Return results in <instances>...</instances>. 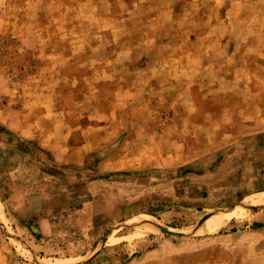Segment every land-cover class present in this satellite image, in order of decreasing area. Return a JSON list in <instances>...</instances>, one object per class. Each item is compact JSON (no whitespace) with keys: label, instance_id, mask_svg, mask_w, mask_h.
<instances>
[{"label":"rangeland","instance_id":"obj_1","mask_svg":"<svg viewBox=\"0 0 264 264\" xmlns=\"http://www.w3.org/2000/svg\"><path fill=\"white\" fill-rule=\"evenodd\" d=\"M239 80L258 97H225ZM262 94L264 0H0V118L33 135L0 130V264H264V203L246 204L264 181L231 192L248 147L264 158V133L242 138L257 141L244 155L196 138L176 166L169 144L172 122L200 124V107H264ZM60 142L73 163L56 161ZM93 181L114 219L75 214ZM234 209L219 231L193 234ZM145 216L160 231L137 230Z\"/></svg>","mask_w":264,"mask_h":264},{"label":"crops","instance_id":"obj_2","mask_svg":"<svg viewBox=\"0 0 264 264\" xmlns=\"http://www.w3.org/2000/svg\"><path fill=\"white\" fill-rule=\"evenodd\" d=\"M240 82L241 80L237 81L236 86H234L235 88L234 93L231 89L229 90V88L233 87L232 85L228 83L227 86H224L223 88L224 90H221L224 92V96L228 97V99L233 98L232 96H234V98L235 97L243 98L245 97V92L247 90L248 92H250L249 94L250 98L258 97V94L251 93V90H250L251 81L250 80L245 85H243L244 81L242 82V84ZM187 91L188 92L185 93L184 96L186 98H189L191 93L189 92L188 89ZM261 97H264V94H262ZM240 102H238L237 105L234 107L229 106V105H224L223 107H220L217 116L214 111L205 109V108L203 109L200 107L199 109H201L202 114L204 115L202 122L200 124H195L191 120L192 118L189 117V115L187 117V122H182V121H177V120L172 122V128L174 129V131H176V134H172L170 138V142H169L170 162H171L170 166H176V164L178 163V160L180 158V149H179L180 145L182 147L188 148L190 144L194 145L193 140H196V138H202V137L209 138L208 141H205L203 143L202 150L206 149L208 146L214 147L216 145L215 143L216 139L219 138L220 139L219 141L223 142L222 144H224L225 146H229L234 149L236 147L240 148V150L236 149L239 152H235V153L244 155L243 153L244 151L242 150L243 149L242 147L243 146L245 147L246 143H250L254 145L255 143H257V141H253V140L245 141L242 138L244 136L249 137V136H254V135L264 133V107L261 105L255 106L252 100L246 101L245 104L240 103ZM197 109L189 108L188 114H190V112L191 114L193 112H197L199 110ZM19 114L20 113H17L15 116L17 120L19 118ZM16 124L17 123L14 120L10 122L9 121L4 122V120L0 118V127L3 128L5 131L8 132L9 130L8 128H13V129L15 128L16 130L20 131L18 134L14 133L16 134V136H18V138L24 141L30 140V138H32L31 136H33L30 133L31 129H28V126H23V125L18 126ZM185 126L187 129V133L184 132V133L179 134L177 131L178 130L181 131L182 129H185L184 128ZM30 128H34V127L32 126ZM215 130L217 131L212 133V131H215ZM112 131L113 129H111L110 132H108V135L111 134ZM54 133L56 135L58 132L55 131ZM60 133L62 134L61 135L57 134V137H59V135L62 136L64 134L63 130L60 131ZM64 135H66L64 138V141H65L64 143H66L69 134L66 133ZM160 135L163 136L162 134ZM158 136L156 137L155 140L158 142H161L163 137L161 136L158 137ZM98 140H100V138L98 137H94L90 140L88 138L83 139L80 142V147L77 148V151H76L77 154L87 153L85 147L92 145L93 142H96ZM41 141L44 142L43 139ZM60 143L61 145L60 144L58 145L61 148L57 146L58 148L57 151H59V153L58 155H56V161L59 162L60 164L73 163V160L71 159L72 153L69 154V149L62 148V142ZM41 146H44V144L42 143ZM54 148L56 147L54 146ZM247 151H248V158L242 159V164L244 165V167L243 166H242L243 168L239 167L238 169L235 170L234 174L231 175L233 179L234 178L237 179L236 180L237 184L235 183L234 186H232V190H231L232 193H235V192L238 193L243 188L251 189V187H255L259 183L261 184L262 180L264 181V158L261 159L260 152L257 153L256 147L255 148L248 147ZM188 153H189V150H188ZM78 158L81 159V155H78ZM161 158H162V155H159V156H155L153 160L154 162H156L157 164L163 167L164 165H163V161ZM106 161L111 163L110 162L111 159L109 158L107 160H104L103 162H100V164H98V167H97L98 171L103 172L104 170H107V168H104ZM172 162H174V165L172 164ZM112 163H114L113 160H112ZM123 163L125 164V161H123ZM237 163H240V162L237 161ZM247 163L249 164L248 168L245 167ZM99 187L100 185L96 181H93L87 185L86 187L87 191L92 193L93 198L82 210H80L79 212H76L75 214H77L79 217H83V215L86 217H89V216L92 217L93 215L98 217L99 213L97 212L93 213V209L101 208L103 210L104 208H107L110 211V212H107L108 217L114 219L115 217L114 204L109 199H104V200L99 199L98 197ZM101 202H103V204ZM61 206L62 204L58 206L56 205V202L54 201L48 202V208L50 210H53L56 208L59 209Z\"/></svg>","mask_w":264,"mask_h":264},{"label":"bare ground","instance_id":"obj_3","mask_svg":"<svg viewBox=\"0 0 264 264\" xmlns=\"http://www.w3.org/2000/svg\"><path fill=\"white\" fill-rule=\"evenodd\" d=\"M258 200L255 202L251 201V202H248L246 204H247V206L249 205L250 207L255 206L257 203L262 204V203H264V196L263 195L260 196V198ZM243 205H245V204H243ZM238 210L241 211V209H238ZM236 214H237V211L235 209L233 211H229V212L226 211V212H224V214L213 219L206 226L201 227V228H197L194 231L192 229L193 234L197 235V236H201V235H208V234L215 233V232L219 231L222 227H224L230 221V219H232L233 217L236 216ZM133 224L135 225L137 230L142 231V233H144V234H154V233L158 232L157 231V230H159L158 228L161 227L159 222L156 219H154L153 217H149V216H145V218L135 220ZM72 261L73 260H71V261L66 260V261H63L59 264H73L74 262H72Z\"/></svg>","mask_w":264,"mask_h":264},{"label":"trees","instance_id":"obj_4","mask_svg":"<svg viewBox=\"0 0 264 264\" xmlns=\"http://www.w3.org/2000/svg\"><path fill=\"white\" fill-rule=\"evenodd\" d=\"M0 130L8 134V132H6L3 128H0Z\"/></svg>","mask_w":264,"mask_h":264}]
</instances>
